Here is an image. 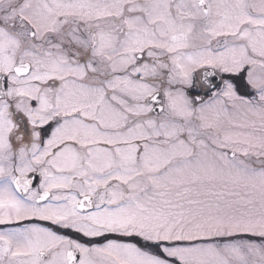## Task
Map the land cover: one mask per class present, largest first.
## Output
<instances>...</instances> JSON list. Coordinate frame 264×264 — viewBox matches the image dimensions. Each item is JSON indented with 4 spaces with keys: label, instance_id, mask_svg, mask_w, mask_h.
<instances>
[{
    "label": "snow or ice",
    "instance_id": "1",
    "mask_svg": "<svg viewBox=\"0 0 264 264\" xmlns=\"http://www.w3.org/2000/svg\"><path fill=\"white\" fill-rule=\"evenodd\" d=\"M0 264H264V0H0Z\"/></svg>",
    "mask_w": 264,
    "mask_h": 264
}]
</instances>
